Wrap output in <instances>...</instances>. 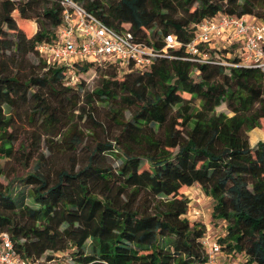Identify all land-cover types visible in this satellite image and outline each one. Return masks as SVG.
<instances>
[{
	"label": "trees",
	"instance_id": "trees-1",
	"mask_svg": "<svg viewBox=\"0 0 264 264\" xmlns=\"http://www.w3.org/2000/svg\"><path fill=\"white\" fill-rule=\"evenodd\" d=\"M75 1L157 49L167 34L190 41L195 24L218 14L264 22V0ZM14 11L35 20L32 36ZM60 24L58 0H0V234L22 258L41 261L50 252L43 264H66L56 254L77 264H205L206 226L188 219L182 193L197 184L213 201L211 221L224 228L221 250L264 264V140L251 146L248 136L264 131V71L221 64L240 59L201 45L212 62L192 61L178 46L168 49L173 58L158 57L141 72L120 74L88 59L60 65L36 48L54 42ZM91 68L100 80L84 92L82 74ZM223 103L230 115L216 111ZM97 106L117 128L110 139L94 136L107 127L95 118ZM19 109L38 131L36 145L40 129L50 148L52 136L60 138L62 153L93 137L86 160L52 173L39 152L25 175L3 185Z\"/></svg>",
	"mask_w": 264,
	"mask_h": 264
},
{
	"label": "built area",
	"instance_id": "built-area-1",
	"mask_svg": "<svg viewBox=\"0 0 264 264\" xmlns=\"http://www.w3.org/2000/svg\"><path fill=\"white\" fill-rule=\"evenodd\" d=\"M61 6V24L57 28L55 41L38 44L39 55L50 62L71 67L75 62L88 59L98 66L114 65L117 72L148 69L158 57L174 56L168 52L183 46L188 59L196 62L210 63L207 53L201 46L215 47L218 50L235 52L239 63L220 62L231 66H248L264 71V22L248 15L218 14L205 18L194 25V36L188 42H181L175 35L167 34L163 46L157 49L153 45L136 41L129 31H118L94 14L88 12L75 0H58ZM220 43L219 44H217ZM74 59L70 62L71 59ZM68 83L74 80V71L70 69ZM222 232L224 233L223 226ZM206 233L202 244L206 248L205 264H215L220 254L225 253L220 245ZM0 264H42L40 260H28L19 256L6 232L0 234Z\"/></svg>",
	"mask_w": 264,
	"mask_h": 264
},
{
	"label": "rangeland",
	"instance_id": "rangeland-1",
	"mask_svg": "<svg viewBox=\"0 0 264 264\" xmlns=\"http://www.w3.org/2000/svg\"><path fill=\"white\" fill-rule=\"evenodd\" d=\"M14 17L17 19L18 26L25 32V34L30 37L32 36L36 30H37V23L34 19H22L18 11L13 12ZM20 23L21 26H20ZM217 44L220 45V43L217 42ZM227 56L229 58H233L236 56L235 52L229 51L227 53ZM74 59L72 58L70 62H72ZM82 79L84 81V92L93 89L100 80V71H96L95 69L91 68L84 74H82ZM83 91L81 94H85ZM82 99V98H81ZM84 100V98H83ZM82 103V102H80ZM95 113V118L97 121L103 123V125H106V132L105 130H101L99 128L95 129V134L97 138H101L102 140L110 139L112 135H114L117 132V128L110 124H106L105 121V108L102 106H97ZM216 111H223L227 114H231L225 104H221L216 108ZM25 110L19 109L14 114V127H15V133L18 136L17 140L15 141V156L7 162L5 166V173L4 176L1 178V182L3 185H6L8 181H13L15 183V178L19 176H23L28 172L34 163L37 154L40 152L42 153L44 159V167L45 170H49L50 172H54L57 169H69L73 166L76 168L78 165L83 163L87 155L90 154L91 149L94 147V141L92 140L93 137L86 135V139L84 140V143L78 147V149L75 152H72L70 150H67L65 152H57L55 151V147H59L62 144L60 143V138L57 136H52L51 141L54 142L52 148L48 146L49 144L45 142L44 138L48 135L43 132H41L40 129V143L36 145L37 142V136L38 131L33 129L32 125L28 122L25 115ZM264 123V120H261ZM79 124L84 125L82 121H78ZM84 128V127H82ZM252 130L248 132V136H251ZM49 136V135H48ZM258 140H264L262 138H259ZM257 140V141H258ZM250 141V139H249ZM256 141V142H257ZM256 142L254 144H256ZM250 144V143H249ZM253 146V145H252ZM109 162L112 165H116L118 163V159H110ZM182 193L184 196H186L189 199V211L187 213V217L190 220H199L202 223L210 224L211 220V211H212V205L213 201L210 197L206 196L200 187L195 184L194 186L185 187L182 188ZM30 203V201L28 200ZM197 213V214H196ZM213 223V222H212ZM219 228V226H217ZM218 233L220 234L221 231L219 230ZM45 255H51L50 252H46ZM45 255L41 258L42 264L44 263V260H46ZM58 255V260L61 262H64L66 264H77L71 258L68 256V254H56ZM56 260V259H55ZM244 263V262H243ZM241 264V262L239 263ZM245 264V263H244Z\"/></svg>",
	"mask_w": 264,
	"mask_h": 264
},
{
	"label": "crops",
	"instance_id": "crops-1",
	"mask_svg": "<svg viewBox=\"0 0 264 264\" xmlns=\"http://www.w3.org/2000/svg\"><path fill=\"white\" fill-rule=\"evenodd\" d=\"M259 138H262L264 139V131L261 130L260 128H254L252 129V134L251 136H249V143L250 145L254 146L255 142L259 139ZM259 141V140H258ZM195 185V184H194ZM192 185V186H194ZM197 214V213H196ZM205 226H206V234L214 239L215 235H218V231L220 230L222 232V228H217L213 223L212 221L210 220V224H207L205 222ZM217 262L215 264H239L241 262V264H244L243 263V258L238 256V255H226V254H220L218 257H217Z\"/></svg>",
	"mask_w": 264,
	"mask_h": 264
}]
</instances>
